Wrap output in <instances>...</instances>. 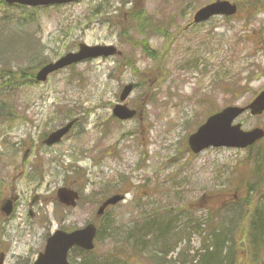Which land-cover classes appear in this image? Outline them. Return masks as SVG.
I'll list each match as a JSON object with an SVG mask.
<instances>
[{
  "label": "rangeland",
  "instance_id": "rangeland-1",
  "mask_svg": "<svg viewBox=\"0 0 264 264\" xmlns=\"http://www.w3.org/2000/svg\"><path fill=\"white\" fill-rule=\"evenodd\" d=\"M212 1L76 0L31 9L0 0V71L6 74L32 73L42 59L54 61L79 43L120 52L66 67L44 82L23 76L6 86L0 73V202L11 190L18 195L11 214H0L4 264H32L51 232L91 222L95 247L71 249V264L86 257L96 264H194L214 227L223 228L242 263L264 264V249L253 258L243 234L227 232L244 227L232 201L244 205L245 222L244 197L264 201V190L248 192L264 187V178L249 180L257 165L264 168L252 165L264 156V138L250 149L209 147L198 154L187 144L211 113L247 107L264 89V10L191 24L195 11ZM133 10L166 31L141 34ZM145 37L154 58L132 45ZM127 83L133 84L127 104L143 113L121 121L112 107ZM73 118L61 141L42 143ZM235 122L244 130L264 129V112H243ZM61 186L79 193L75 207L57 201ZM122 192L124 200L95 217L102 200ZM166 217L169 231L161 234Z\"/></svg>",
  "mask_w": 264,
  "mask_h": 264
},
{
  "label": "water",
  "instance_id": "water-1",
  "mask_svg": "<svg viewBox=\"0 0 264 264\" xmlns=\"http://www.w3.org/2000/svg\"><path fill=\"white\" fill-rule=\"evenodd\" d=\"M9 3H20L30 6L48 5L55 3H66L72 0H5ZM236 12V5L227 0H217L199 8L194 16V22L204 21L214 15H233ZM119 53L113 46H87L85 44L79 45V50L76 53H67L65 56L59 58L55 62L44 65L35 75L38 81H44L48 74L68 66L72 63L79 62L86 58L109 56ZM132 85L128 84L123 87L119 96L120 101H124ZM252 113H260L264 109V92L259 94L253 103L249 106ZM243 112V109L238 107H227L219 113L210 116L204 124H202L197 131L189 136L188 143L191 150L195 153L202 149L213 146H230V147H246L253 143L256 139L263 135V132L258 129L251 131H243L240 129V124L231 125L232 121ZM112 113L118 119H128L135 114V110L129 109L125 104H116ZM73 121L68 122L64 127H60L51 132L44 143L52 145L57 143L61 137L71 128ZM57 198L61 203L66 205H75L77 194L70 189L60 188L57 191ZM16 197L5 199L1 203V212L8 215L12 210V200ZM122 196L114 195L108 198L99 207L97 215H100L104 208L108 205L115 204L120 201ZM95 235V227L92 224L85 228L73 231L71 233H64L56 231L49 239L43 253L39 255L35 264H68L66 255L69 247L76 244L85 249L93 248L92 240ZM3 255H0V264H2Z\"/></svg>",
  "mask_w": 264,
  "mask_h": 264
},
{
  "label": "trees",
  "instance_id": "trees-1",
  "mask_svg": "<svg viewBox=\"0 0 264 264\" xmlns=\"http://www.w3.org/2000/svg\"><path fill=\"white\" fill-rule=\"evenodd\" d=\"M234 3L237 5V12L235 15H238L242 12L247 14H251L253 11H263L264 10V0H235ZM234 15V16H235ZM131 17L135 20V27L136 29L141 33L145 34L147 30L149 31H155V32H164L166 29L163 27L164 25L161 24L159 21L155 20L153 17L149 15L143 14V11L141 10H133L131 12ZM29 45H32V42H29ZM132 45L139 46L141 50L148 55L150 58L155 57V52L150 48L147 38L145 37L142 41H135ZM33 49V46L29 47V50L31 51ZM33 54H36V52L33 50ZM45 58V57H44ZM162 59V56H161ZM47 61H49L47 58L42 59L33 69L32 73H29L26 70H21L20 73H8L4 71H0L1 77L6 76V80L3 82V85L9 86V82L16 79V77H23L27 80H32L34 72L43 64H45ZM132 69H135L134 63L131 61L128 64ZM2 70H6L7 67H2ZM1 109H3V106H1ZM142 108L140 107L139 110ZM254 174L255 182H260L264 178V168L263 170L260 169V166L257 165V167L254 168ZM264 190V187H261L259 189H256L255 186H250L248 189V192H254L255 196H260ZM260 191V192H258ZM247 194V193H246ZM244 197V202L247 203L249 206V215L246 216V222L245 217H241L243 214H245V211L241 209V207H244V205H240L239 202L235 203L234 201L231 202L233 204H236V214L241 220L242 225L244 227L242 228L240 233H237L236 231H232L227 229V232L230 236L235 237L238 234H243L245 239L248 240V244L246 246V249L251 252V257L255 258L258 256V253H260L261 249H264V203L257 202L255 198L252 197ZM230 203V204H231ZM214 216V215H211ZM171 221L169 222L165 220L162 223H159L161 227V234L166 233L169 231ZM153 227V226H152ZM151 228V227H147ZM221 229V230H220ZM221 233H223L221 235ZM210 237V244H207L205 246H201L200 250L201 252L195 254V257H198V262L194 264H244L242 263L241 259L243 255L240 253L235 252V245L231 241L230 243L224 239V231L223 228L214 227L212 230L208 232ZM262 239V240H261ZM96 260L94 259H84L82 264H96ZM193 262V260H191ZM98 264H100L98 262ZM103 264H121L116 259L113 260H104Z\"/></svg>",
  "mask_w": 264,
  "mask_h": 264
},
{
  "label": "bare ground",
  "instance_id": "bare-ground-1",
  "mask_svg": "<svg viewBox=\"0 0 264 264\" xmlns=\"http://www.w3.org/2000/svg\"><path fill=\"white\" fill-rule=\"evenodd\" d=\"M262 203H264V201Z\"/></svg>",
  "mask_w": 264,
  "mask_h": 264
}]
</instances>
